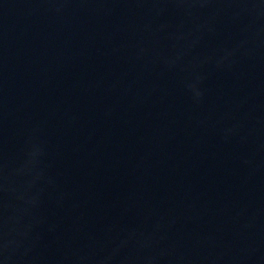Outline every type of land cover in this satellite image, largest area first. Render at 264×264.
<instances>
[{
  "label": "water",
  "instance_id": "obj_1",
  "mask_svg": "<svg viewBox=\"0 0 264 264\" xmlns=\"http://www.w3.org/2000/svg\"><path fill=\"white\" fill-rule=\"evenodd\" d=\"M0 264H264V0H0Z\"/></svg>",
  "mask_w": 264,
  "mask_h": 264
}]
</instances>
